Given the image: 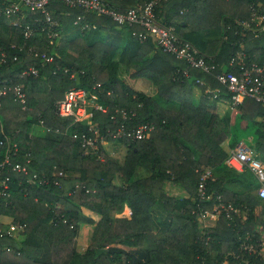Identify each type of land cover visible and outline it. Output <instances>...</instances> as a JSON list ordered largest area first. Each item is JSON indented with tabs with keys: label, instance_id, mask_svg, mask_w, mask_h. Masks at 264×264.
<instances>
[{
	"label": "trees",
	"instance_id": "1",
	"mask_svg": "<svg viewBox=\"0 0 264 264\" xmlns=\"http://www.w3.org/2000/svg\"><path fill=\"white\" fill-rule=\"evenodd\" d=\"M143 2L110 1L120 8ZM258 2L264 11V0L157 3V17L163 15L161 22L175 31L176 19L187 7L194 18L204 19L196 32L213 28L219 35L204 48L217 64L212 74L164 52L152 37L141 41L131 34L134 27L59 0L47 5L59 24L53 42L40 29V12L19 26L0 15V87H10L0 96V163L6 145L15 142L18 150L12 153L11 147L10 160L26 168L16 171L6 165L0 171V182L10 178L9 196H0V214L12 217L14 225L10 234L0 235V264H264V199L256 192L258 181L248 167L237 170L226 163L229 149L240 141L264 163V104L252 98L239 104L237 116L246 122L242 127L234 126L231 114L220 115L214 104L232 100L214 76L228 68L231 55L244 50L254 60L255 51L264 48V33L255 36L237 22H250ZM78 15L82 18L75 25ZM35 17L40 22L32 21ZM27 22L39 27L28 37L23 30ZM123 28L127 36L121 43L100 38L101 31ZM179 37L198 45L197 39ZM43 53L52 59L44 60ZM31 65L37 74L22 75ZM186 68L189 76L178 72ZM141 78L148 81L146 90L136 87ZM196 78L217 89L216 95L205 93L206 85ZM18 84L26 94L25 108L14 100ZM194 86L201 90L198 103L192 97ZM71 87L86 88L106 111L92 108L90 124L58 116L56 102ZM38 123L51 135L32 134ZM143 123L154 124L146 138L114 136L119 127L129 131ZM90 125L105 141L126 146L122 161L104 152L100 158L85 153L72 134L93 135ZM99 148L103 151L102 144ZM207 168L211 175L201 196L200 173ZM166 183L182 194H170ZM124 204L131 209L130 218L116 217ZM156 205L169 220L149 245L147 235L157 228ZM214 208L216 218L202 219L203 210ZM243 242L253 248H240Z\"/></svg>",
	"mask_w": 264,
	"mask_h": 264
},
{
	"label": "built area",
	"instance_id": "2",
	"mask_svg": "<svg viewBox=\"0 0 264 264\" xmlns=\"http://www.w3.org/2000/svg\"><path fill=\"white\" fill-rule=\"evenodd\" d=\"M65 5L72 8H81L86 12L96 13L110 17L119 25H128L134 27L131 34L137 36L141 41L152 37L158 47L164 52L174 54L177 58L184 60L190 68L199 69L205 73L212 74L216 70L217 64L211 58L202 53L191 42L183 40L176 33L174 26L164 25L157 17L155 7L160 0H144L143 3L135 6H127L120 8L112 5L109 0H59ZM50 0H0V15L12 18V24L19 26L23 21H26L29 14L40 12L43 16L40 29L47 32L50 42L58 36L56 27L58 21L52 17L51 10L47 7ZM262 3L255 4V9L250 22H242V30L251 31L255 36L264 33V11ZM82 15H78L73 23L77 25ZM35 17L32 21H39ZM40 22V21H39ZM84 25L83 27H89ZM135 26L140 29L135 28ZM94 27V25H93ZM24 35L30 36L39 27L33 26L31 23H25ZM263 46V45H262ZM263 48V47H262ZM255 51L254 60L244 50H237L231 55L228 60V68H223L220 72L215 73L216 80L225 87L226 91L231 95L232 100L226 101L236 109L245 98L264 104V48ZM31 49V48H30ZM16 58V57H15ZM42 58L46 61L52 59L51 56L42 54ZM183 72L189 76L188 69H180L178 72ZM38 69L31 65L22 71V75L37 74ZM198 84H205V93L216 95L217 89L211 88L201 78H196ZM10 87H0V96L5 94ZM14 100L21 103L23 108L26 104V94L22 89V85L18 84L13 87ZM56 113L60 117L72 118L74 122H86L90 124L92 116V108L106 111V107L98 101L93 100L90 92L83 87H71L64 96L56 102ZM154 129V124L143 123L137 128L126 131L123 127H119L114 133V136H126L132 140L143 139L150 135ZM89 130H92L93 135L87 132H74L72 137L78 139L85 153L91 152L97 154L100 158L102 152L99 144H102L105 139L99 132V129L90 125ZM3 144V142H0ZM7 143V142H5ZM10 144V145H9ZM6 145L3 161L0 163V171L3 166H10L12 170L24 171L25 165L21 163H12L10 160V149L13 148L15 153L18 146L15 142H10ZM9 145V147H8ZM226 163L237 170H243L248 167L258 181L256 192L258 196L264 199V163L256 157L255 152L243 141H240L234 148L228 151ZM211 175L210 169H204L200 173L199 192L201 196H205V180ZM35 176V175H34ZM9 176H5L0 182V196H9ZM234 212L236 208H230ZM219 211L214 208L213 211L205 209L201 212L202 219L210 217L214 219L218 216ZM14 229L12 223L7 227H0V235L10 234ZM248 236L246 238L247 241ZM240 248L250 251L253 248L252 243L243 242ZM226 262H223V264Z\"/></svg>",
	"mask_w": 264,
	"mask_h": 264
},
{
	"label": "crops",
	"instance_id": "3",
	"mask_svg": "<svg viewBox=\"0 0 264 264\" xmlns=\"http://www.w3.org/2000/svg\"><path fill=\"white\" fill-rule=\"evenodd\" d=\"M112 1L115 2V1H118V0H112ZM182 10L183 11L181 13H179L181 15V17H178L176 19L177 26H178V30L176 29V31H177L178 35L181 36L182 38L190 37V38H193V39H197L198 40V42H197L198 45H196V47L200 46L199 48L204 52V54H206L207 56H211L212 57L213 55L207 54L204 51V48L207 46L208 42L218 38L217 35L212 33L213 32L212 31L213 28H210V29H206L205 28V29L199 30V32H196L195 29H197L198 25L200 26L201 24H204V22H202V20H204V19L201 18L198 14H197V18H194V16H193L194 14L189 12V9L187 7L186 8H182ZM170 14L171 13H169L168 15H170ZM164 15H165V12H164ZM158 18H159L160 21L161 20L163 21V15H161V17L158 16ZM237 22L242 23L240 21H237ZM243 22H246V21H243ZM220 29L224 30L223 24L221 25ZM126 31H127V29L123 28L122 30L119 29V30L101 31V33L102 32L106 33V40L112 41V42H115V43H121V42H123L125 40V38L127 36ZM197 33H199L198 36L196 35ZM190 42H191V40H190ZM139 81H141V82L143 81L142 83L143 84L145 83L146 86L148 84V81L146 79L141 78V79L137 80V82H139ZM137 89H139V88L137 87ZM141 90H146V89H141ZM199 92L201 93L200 88H198V87H193L192 88V97H193L194 103H198L200 101L199 98L195 97V94L197 96V94ZM221 102H226V101H221ZM31 133L32 134H36V135H43V136H50L51 135L49 130L47 128H45L42 125V123H38V124L33 125L32 128H31ZM122 145L125 146L124 144H122ZM226 147L228 149L227 142H226ZM101 152L103 154V151H101ZM120 161H122V160H120ZM178 189L179 188L177 187V190ZM171 193H173V192H170V194ZM177 193L180 194V193H182V191L179 189V192H177ZM125 210L127 211V215H125L123 213ZM130 215H131V209L129 208V206L127 204H124L123 210L121 212L115 214L116 217H126V218H130ZM153 217H154V220L156 222L157 228H156L155 231H153V232H151V233H149L147 235V243H149V245H152L153 242H155V239L158 236V234L161 233L163 230H165V227L167 226L168 220H169L166 211H164L163 208L160 205H156L153 208ZM11 223H12V217H10L8 215L0 214V225H1V227H7ZM43 256L45 258H48L50 256L49 252L47 251V248H45V251L43 252Z\"/></svg>",
	"mask_w": 264,
	"mask_h": 264
},
{
	"label": "rangeland",
	"instance_id": "4",
	"mask_svg": "<svg viewBox=\"0 0 264 264\" xmlns=\"http://www.w3.org/2000/svg\"><path fill=\"white\" fill-rule=\"evenodd\" d=\"M253 12H254V8H253ZM252 12V14H253ZM75 30H71L69 31V34H74ZM219 37V35H218ZM100 38L101 39H106V33L105 32H102L100 33ZM200 47V46H199ZM143 82V81H142ZM141 81L137 82L136 83V87H138L140 90L141 89H146L147 86L145 85V83L143 84ZM196 87V86H194ZM195 97L199 98L201 97V93L199 92L196 96L195 94ZM215 106H216V110L217 112L222 115L224 118H228L231 114V119L233 121V124L235 126V123H238V126L241 125V127L243 125H245V121H240L238 116H237V112H236V109H233L229 104L228 102H214ZM245 137H247V135H244L242 138L245 139ZM246 142V141H245ZM222 146L224 149H227L226 147V142H223L222 143ZM102 148H103V152L106 153L108 156L110 157H114V158H117V159H120L122 160L125 153H126V146H123L120 142L118 141H104V143L102 144ZM103 153V154H104ZM103 156V155H102ZM139 174V173H138ZM147 172H142L140 173L139 175L141 176H144L146 175ZM175 187V188H174ZM166 189L167 191L170 193V192H173L171 194H175V195H178L177 192H179V189L177 190V186L176 185H173V184H169V183H166ZM182 194V193H181ZM125 215H127V211L125 210L123 212ZM159 236V234H158ZM71 264H75V263H71Z\"/></svg>",
	"mask_w": 264,
	"mask_h": 264
}]
</instances>
